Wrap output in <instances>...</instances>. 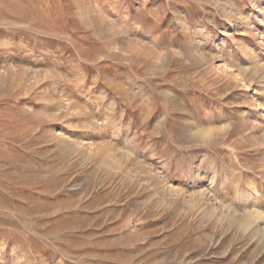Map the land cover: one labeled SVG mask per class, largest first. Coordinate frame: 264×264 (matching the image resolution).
<instances>
[{
  "label": "rangeland",
  "instance_id": "obj_1",
  "mask_svg": "<svg viewBox=\"0 0 264 264\" xmlns=\"http://www.w3.org/2000/svg\"><path fill=\"white\" fill-rule=\"evenodd\" d=\"M213 1L0 0V264H264V4Z\"/></svg>",
  "mask_w": 264,
  "mask_h": 264
},
{
  "label": "bare ground",
  "instance_id": "obj_2",
  "mask_svg": "<svg viewBox=\"0 0 264 264\" xmlns=\"http://www.w3.org/2000/svg\"><path fill=\"white\" fill-rule=\"evenodd\" d=\"M200 1V0H199ZM211 1H213V0H211ZM215 1V0H214ZM214 1H213V3H214ZM221 1V3H219V5H217V6H220L221 8H222V11H224L225 13H226V15H227V19H229V24H228V26L224 29V31H223V36H228L227 34L233 29V27L232 26H234L235 24H236V22L239 20V19H242L241 18V13H240V11H239V7H237V5H233V4H231L229 1L230 0H219V2ZM249 2L252 4V6H254V7H257V6H259L260 4H264V0H249ZM212 3V2H211ZM212 3V4H213ZM218 4V3H217ZM214 5V4H213ZM212 5V6H213ZM201 6V5H200ZM216 6V9L217 8H219V7H217ZM211 10V9H210ZM219 10H221V9H219ZM221 11V12H222ZM223 13V12H222ZM225 15V16H226ZM109 30V29H108ZM196 31H197V29L196 28H188V32H187V34L186 35H188L189 34V37L187 36V38H189L190 40H191V42H193V38H194V35H195V33H196ZM109 33V32H108ZM114 34H116L117 35V32L116 33H114ZM197 34V33H196ZM230 34V33H229ZM109 35V34H108ZM257 35L260 37V38H263L264 37V33H263V31H261V30H258L257 31ZM111 36V35H110ZM196 36V35H195ZM225 36V37H226ZM230 36V35H229ZM221 41H222V39H221ZM193 49V48H192ZM195 49V48H194ZM245 50V49H244ZM196 51V50H195ZM252 66H251V68H246V67H241L240 69H239V71H241V72H239L238 70V73H236L235 75L236 76H238L239 74H242V73H247L248 75L250 74V75H252V73L253 72H256L257 73V71H255V70H261L262 72H264V63H260L258 60H255L252 64H251ZM250 67V66H249ZM254 74V73H253ZM248 76V78H247V80H244L243 78H239L240 80H242V81H244V83H245V85H246V87L247 88H249V84H246V83H248V81L251 79V76ZM240 76V75H239ZM253 77H254V75H253ZM236 79V78H235ZM239 80V81H240ZM218 87V86H217ZM216 87V88H217ZM219 87H221V86H219ZM221 89H222V87H221ZM227 89V88H226ZM225 89V90H226ZM224 90V89H223ZM227 91V90H226ZM209 92V91H208ZM212 92V91H211ZM210 92V93H211ZM219 92H221V91H219ZM216 93V92H215ZM67 96V95H66ZM220 98V97H219ZM148 106H150V105H148ZM147 106V109L149 108ZM147 112L149 113V111L147 110ZM243 116V119H244V115H242ZM241 116V117H242ZM263 120H264V117H263ZM107 121V120H106ZM90 123V122H89ZM93 123V121L91 122V124ZM94 125V124H93ZM92 125V126H93ZM101 126V125H100ZM226 126H228V125H226ZM226 126H224V127H226ZM89 127H90V124H89ZM94 127V126H93ZM95 127H96V125H95ZM97 128V127H96ZM258 128V127H257ZM211 129L212 128H206L204 131H201V132H199V135H201L200 137L201 138H204L203 136H205L206 138H207V136H209V134H210V132H212L213 131V129H212V131H211ZM221 129H222V131H224L225 129L224 128H222L221 127ZM221 129H219L218 131H221ZM224 129V130H223ZM95 130V129H94ZM263 130V131H262ZM262 133H263V135H261V133H258V135H256V136H254V137H256L255 138V141H258V139L261 137L262 138V140H264V125H263V128H262ZM260 131V132H261ZM194 132V131H193ZM197 132V131H196ZM191 135H194V134H191ZM196 135H198V134H196ZM198 137V136H197ZM105 144L106 145H108L106 142H105ZM257 144V143H256ZM109 147V146H108ZM259 152V151H258ZM213 169V168H212ZM211 171V170H210ZM223 177H224V175H223ZM207 189V188H206ZM205 189V190H206ZM190 190H193L192 192H189V193H187L186 194V197L189 199V203H191L192 205L193 204H196V203H198L199 202V200H201V201H204V202H207L210 206H211V208H212V210H214V209H216V208H219V207H221V205L213 198V197H211L209 194H207V192H205V191H203V189L201 190V189H196L197 191H195L194 190V188L193 189H190ZM208 191V190H207ZM202 204V203H201ZM208 204H207V206H208ZM206 206V207H207ZM210 208V207H209ZM247 209H246V211L244 212L245 213V215H246V217H248V218H251L252 220H254V221H258V220H264V216L261 214V212L258 210V209H256L255 207H246ZM223 209V208H222ZM221 209V210H222ZM209 210V209H208ZM207 210V211H208ZM218 210V209H217ZM213 212V211H212ZM211 212V213H212ZM244 215V214H243ZM246 221V220H245ZM243 222L242 224H241V226H247L248 225V223L247 222ZM249 221V220H248ZM262 222V221H261ZM257 223V222H256ZM251 224H252V222H251ZM250 224V225H251ZM263 224H264V222H263ZM263 226V228H264V225H262ZM254 233H257L258 235H256V236H258V240L260 241V240H262L263 238H264V234L262 233V232H260V231H258V229L256 230V231H254Z\"/></svg>",
  "mask_w": 264,
  "mask_h": 264
}]
</instances>
